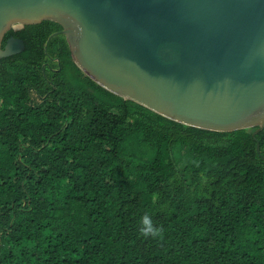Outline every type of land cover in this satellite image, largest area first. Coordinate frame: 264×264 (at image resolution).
<instances>
[{
    "label": "trees",
    "instance_id": "16d2710c",
    "mask_svg": "<svg viewBox=\"0 0 264 264\" xmlns=\"http://www.w3.org/2000/svg\"><path fill=\"white\" fill-rule=\"evenodd\" d=\"M61 30L3 40L26 48L0 58V264H264V128H198L121 97ZM145 214L162 239L139 234Z\"/></svg>",
    "mask_w": 264,
    "mask_h": 264
},
{
    "label": "water",
    "instance_id": "95a60500",
    "mask_svg": "<svg viewBox=\"0 0 264 264\" xmlns=\"http://www.w3.org/2000/svg\"><path fill=\"white\" fill-rule=\"evenodd\" d=\"M44 20L121 97L198 128H264V0H0V58L26 48L3 47L11 28Z\"/></svg>",
    "mask_w": 264,
    "mask_h": 264
},
{
    "label": "clouds",
    "instance_id": "9594fccd",
    "mask_svg": "<svg viewBox=\"0 0 264 264\" xmlns=\"http://www.w3.org/2000/svg\"><path fill=\"white\" fill-rule=\"evenodd\" d=\"M165 229L163 226L154 224L151 216L145 214L140 219L139 234L144 238L162 239Z\"/></svg>",
    "mask_w": 264,
    "mask_h": 264
}]
</instances>
